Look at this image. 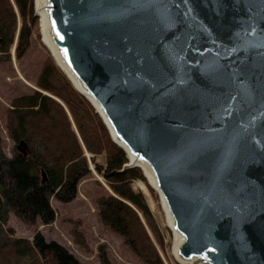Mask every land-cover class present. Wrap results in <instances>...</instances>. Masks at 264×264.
<instances>
[{
    "label": "water",
    "instance_id": "1",
    "mask_svg": "<svg viewBox=\"0 0 264 264\" xmlns=\"http://www.w3.org/2000/svg\"><path fill=\"white\" fill-rule=\"evenodd\" d=\"M35 9L56 63L127 153L124 170L140 167L159 194L176 260L264 264V0Z\"/></svg>",
    "mask_w": 264,
    "mask_h": 264
},
{
    "label": "trees",
    "instance_id": "2",
    "mask_svg": "<svg viewBox=\"0 0 264 264\" xmlns=\"http://www.w3.org/2000/svg\"><path fill=\"white\" fill-rule=\"evenodd\" d=\"M37 22L35 0H0V57L11 58L16 45L21 58ZM36 86L40 90L15 97L9 108L7 130L18 150L13 157L0 151V264H82L39 231L33 238L18 236L9 226V213L30 222H54L51 198L70 202L77 196L80 181L92 171L87 153L111 189L97 198L102 223L125 237L148 264H164L157 245L163 251L165 237L144 193L133 187L136 180L146 182L143 170H124L127 153L51 55L43 61Z\"/></svg>",
    "mask_w": 264,
    "mask_h": 264
},
{
    "label": "rangeland",
    "instance_id": "3",
    "mask_svg": "<svg viewBox=\"0 0 264 264\" xmlns=\"http://www.w3.org/2000/svg\"><path fill=\"white\" fill-rule=\"evenodd\" d=\"M36 3L37 0L35 6ZM37 17L38 22L33 28L31 43L25 54L18 58L15 45L11 50V58L0 57V151L7 157H13L18 150L16 142L11 139L7 130L11 102L15 97L36 89V80L45 57L47 55L53 57L43 40L41 17L39 15ZM87 155L92 171L80 181L77 196L70 202L59 201L54 196L51 198L56 211L54 222L44 224L40 219L36 222L26 221L11 210L9 226L18 236L23 237L33 238L36 232H41L46 240H56L66 247L82 264H148L136 253L125 237L100 220L98 195L105 189L108 191L111 189L96 170L91 155L88 153ZM97 158L100 163L105 162V155ZM133 187L144 193L165 237L166 251L163 252L157 245L163 263L180 264L173 253L175 235L169 226L159 194L149 184L148 179L146 182L134 181Z\"/></svg>",
    "mask_w": 264,
    "mask_h": 264
},
{
    "label": "bare ground",
    "instance_id": "4",
    "mask_svg": "<svg viewBox=\"0 0 264 264\" xmlns=\"http://www.w3.org/2000/svg\"><path fill=\"white\" fill-rule=\"evenodd\" d=\"M40 1L41 0H37V2H38V4L40 3ZM40 17H41V30H42V33H43V40H44V42H45V44L49 47V49L51 50V52H53L54 53V50H53V48H52V46H51V43H50V40H49V38L47 37V35H46V32H45V23H46V21H45V17H44V14L43 13H41V15H40ZM56 57V56H55ZM58 60V59H57ZM147 174L149 175V173L147 172ZM150 177V176H149ZM151 179V178H150ZM166 212V211H165ZM167 219H168V223H170V220H169V217L167 216ZM170 226V225H169ZM174 235H175V243H174V246H173V253H174V256L177 258V256H176V249H177V245H178V236L176 235V233H174Z\"/></svg>",
    "mask_w": 264,
    "mask_h": 264
}]
</instances>
